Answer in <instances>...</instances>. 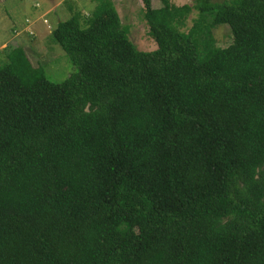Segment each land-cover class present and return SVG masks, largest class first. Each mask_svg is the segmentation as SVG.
<instances>
[{"label":"trees","instance_id":"obj_1","mask_svg":"<svg viewBox=\"0 0 264 264\" xmlns=\"http://www.w3.org/2000/svg\"><path fill=\"white\" fill-rule=\"evenodd\" d=\"M98 1L61 82L6 46L0 264H264V0H142L149 51Z\"/></svg>","mask_w":264,"mask_h":264},{"label":"rangeland","instance_id":"obj_2","mask_svg":"<svg viewBox=\"0 0 264 264\" xmlns=\"http://www.w3.org/2000/svg\"><path fill=\"white\" fill-rule=\"evenodd\" d=\"M111 1L122 25L128 26V36L135 46L144 51L155 49L157 44L148 32L142 0ZM169 1L176 6L187 4L191 7L186 14L185 25L179 26L182 30H187L197 17V10L193 7L197 0ZM98 2V0H0V64L6 61V46L18 45L24 49L34 67L41 66L45 70L48 79L53 82L63 81L76 70V67L67 53L53 40L51 31L58 21L69 18L75 11H79L80 21L83 22ZM161 5L160 0H152L153 7ZM211 31L216 39V45L225 47L232 42V34L227 24L215 25Z\"/></svg>","mask_w":264,"mask_h":264},{"label":"built area","instance_id":"obj_3","mask_svg":"<svg viewBox=\"0 0 264 264\" xmlns=\"http://www.w3.org/2000/svg\"><path fill=\"white\" fill-rule=\"evenodd\" d=\"M46 22V20H44Z\"/></svg>","mask_w":264,"mask_h":264}]
</instances>
